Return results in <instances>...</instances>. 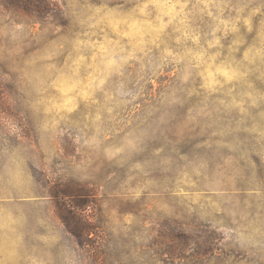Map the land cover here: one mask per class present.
I'll list each match as a JSON object with an SVG mask.
<instances>
[{"label":"rangeland","instance_id":"rangeland-1","mask_svg":"<svg viewBox=\"0 0 264 264\" xmlns=\"http://www.w3.org/2000/svg\"><path fill=\"white\" fill-rule=\"evenodd\" d=\"M50 1L0 0V264H264V0Z\"/></svg>","mask_w":264,"mask_h":264},{"label":"trees","instance_id":"trees-1","mask_svg":"<svg viewBox=\"0 0 264 264\" xmlns=\"http://www.w3.org/2000/svg\"><path fill=\"white\" fill-rule=\"evenodd\" d=\"M17 1V7H26L32 10L36 15L47 16L51 11L52 1L50 0H15ZM11 2V1H10ZM15 5V4H14ZM59 195V194H57ZM64 196L71 197L75 196L74 194H66L64 192L60 193V199L65 198ZM67 199V198H65ZM61 206L59 207L60 216L66 224L68 230L79 240L80 242L87 243L84 240V237L91 234L95 225L93 220L89 215H85L83 210L86 206L91 205L90 201H82L77 198H71V202L62 203L60 200ZM66 205L68 208H66ZM77 219V221H76Z\"/></svg>","mask_w":264,"mask_h":264}]
</instances>
